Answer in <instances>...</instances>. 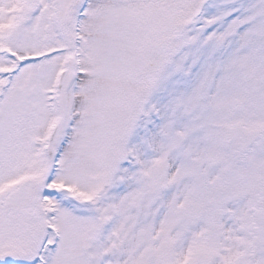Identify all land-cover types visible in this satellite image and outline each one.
Returning a JSON list of instances; mask_svg holds the SVG:
<instances>
[{"label": "snow or ice", "instance_id": "snow-or-ice-1", "mask_svg": "<svg viewBox=\"0 0 264 264\" xmlns=\"http://www.w3.org/2000/svg\"><path fill=\"white\" fill-rule=\"evenodd\" d=\"M0 264H264V0H0Z\"/></svg>", "mask_w": 264, "mask_h": 264}]
</instances>
